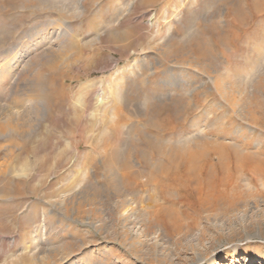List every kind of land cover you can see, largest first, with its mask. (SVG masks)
I'll use <instances>...</instances> for the list:
<instances>
[{
  "label": "rangeland",
  "instance_id": "obj_1",
  "mask_svg": "<svg viewBox=\"0 0 264 264\" xmlns=\"http://www.w3.org/2000/svg\"><path fill=\"white\" fill-rule=\"evenodd\" d=\"M5 123L0 264H264V0H0Z\"/></svg>",
  "mask_w": 264,
  "mask_h": 264
},
{
  "label": "bare ground",
  "instance_id": "obj_2",
  "mask_svg": "<svg viewBox=\"0 0 264 264\" xmlns=\"http://www.w3.org/2000/svg\"><path fill=\"white\" fill-rule=\"evenodd\" d=\"M110 36V35H109ZM8 71V70H7ZM2 74V73H1ZM1 76H3V75H1ZM100 95V97H101V100H102V97H103V93H100L99 94ZM98 95V96H99ZM19 118V117H18ZM8 119V117L6 118V120ZM10 126V125H9ZM8 126V124H0V138L3 140V142H5L4 144H11V137H8V133L9 132H11L10 130H11V128H14L15 127V125H14V127H9ZM17 128V127H16ZM8 130V131H7ZM12 131H14L13 129H12ZM18 131V130H17ZM16 132V131H15ZM13 133V132H12ZM18 134V133H17ZM13 138H14V136H13ZM13 144V143H12ZM4 147H6V146H4ZM12 147V146H11ZM9 148V147H8ZM7 148V149H8ZM3 149H5V148H3ZM6 149V150H7ZM11 149H8V151H10ZM7 154L9 153V152H6ZM11 153V152H10ZM6 157V156H5ZM0 171H1V166H0ZM5 173V172H4ZM197 259L198 260H202L203 258L202 257H200V256H198L197 257ZM209 263L210 264H218V262L215 260V258H211L210 259V261H209Z\"/></svg>",
  "mask_w": 264,
  "mask_h": 264
}]
</instances>
